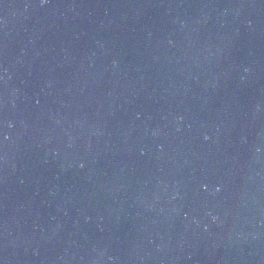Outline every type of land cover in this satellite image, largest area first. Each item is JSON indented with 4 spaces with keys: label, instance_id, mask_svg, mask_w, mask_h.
Listing matches in <instances>:
<instances>
[{
    "label": "water",
    "instance_id": "95a60500",
    "mask_svg": "<svg viewBox=\"0 0 264 264\" xmlns=\"http://www.w3.org/2000/svg\"><path fill=\"white\" fill-rule=\"evenodd\" d=\"M0 264H264V0H0Z\"/></svg>",
    "mask_w": 264,
    "mask_h": 264
}]
</instances>
